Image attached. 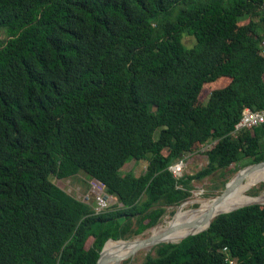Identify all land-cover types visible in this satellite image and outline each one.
<instances>
[{
    "label": "trees",
    "instance_id": "16d2710c",
    "mask_svg": "<svg viewBox=\"0 0 264 264\" xmlns=\"http://www.w3.org/2000/svg\"><path fill=\"white\" fill-rule=\"evenodd\" d=\"M0 34V264H96L193 180L264 160V123L230 134L264 107V0H0ZM210 140L207 165L176 176ZM80 175L118 204L96 213L52 179ZM155 250L140 264H264V205Z\"/></svg>",
    "mask_w": 264,
    "mask_h": 264
},
{
    "label": "rangeland",
    "instance_id": "374dc122",
    "mask_svg": "<svg viewBox=\"0 0 264 264\" xmlns=\"http://www.w3.org/2000/svg\"><path fill=\"white\" fill-rule=\"evenodd\" d=\"M247 21L248 20L244 22H247ZM3 37L4 35L0 34V39ZM184 42L186 45L191 46L195 42V38L193 36H186L184 38ZM205 94H206V91L203 90L201 94V98L204 99ZM151 107L153 108V105ZM184 159H185L184 166L182 167L180 173H178L179 176L184 173L195 174L196 172L201 170L203 167H205L208 163V158L206 154H203V153L199 154L197 151L192 152L191 154H187L184 157ZM241 164L242 165L246 164V160L242 162ZM247 165L240 166V168H238L237 164H231L230 167L226 171H224V173L215 172L209 176L204 177L203 179L193 180L192 181L193 189L191 191V196L186 201L182 202L181 205L179 204L180 206L174 205L171 207H167L165 213L163 214V216L161 217V219L159 220L157 224L158 225L165 224L169 219H172L173 217H175L176 212L178 211L179 208L183 210H190V209L197 208L198 206L201 205V202L197 199L199 197L211 198V197H214L220 194L225 189L227 183ZM146 166H147L146 160L130 161L124 165L122 171L123 172L133 171L136 175H140L141 173L144 172V170L146 169ZM85 178L86 177L83 175H80L79 178L76 177V178H69V179H64V180H58L52 177L54 182H56L60 187L64 188L67 192L75 196L78 195V191L84 192V193L88 191L87 184L84 181ZM263 192H264V181L253 184V186H251V188L249 189L248 194L252 196H258V195H261ZM260 204L264 205V203H260ZM250 205H254V204H250ZM157 224L155 226H157ZM153 227L146 229L145 231H143L142 233L138 235H132L130 238H127L126 240H136V239H142L145 237H149L150 232ZM175 241H178V240H175ZM148 254H152V255L156 254L155 246L152 248V250L148 252L144 250L143 248L139 249L134 254L126 258L125 260H121L119 264H140L145 260Z\"/></svg>",
    "mask_w": 264,
    "mask_h": 264
},
{
    "label": "bare ground",
    "instance_id": "6f19581e",
    "mask_svg": "<svg viewBox=\"0 0 264 264\" xmlns=\"http://www.w3.org/2000/svg\"><path fill=\"white\" fill-rule=\"evenodd\" d=\"M264 181V166L257 168L243 177V179L237 183L233 189L227 194L218 204L214 205V197L211 198H197L201 205L195 209L183 210L181 208L176 212L175 217L169 219L165 224H157L153 227L151 235H158L170 225L179 223H187L186 226L179 228L168 235H165L162 239L167 242H176L175 240L181 239L184 235L190 233H197L204 229L211 219L215 215L223 211H231L241 206H248L254 203H264V192L258 196H252L248 194L249 189L253 184ZM232 181L229 182L231 184ZM136 241L118 240L111 241L105 247V252L109 256H124L135 245ZM152 245H146L143 249L147 252L152 250ZM108 264H119L114 260Z\"/></svg>",
    "mask_w": 264,
    "mask_h": 264
},
{
    "label": "built area",
    "instance_id": "2783aa9c",
    "mask_svg": "<svg viewBox=\"0 0 264 264\" xmlns=\"http://www.w3.org/2000/svg\"><path fill=\"white\" fill-rule=\"evenodd\" d=\"M261 53L264 55V42L261 44ZM264 123V107L260 109H254L251 107H244L242 110V115L239 121L234 125L231 135L237 137L239 133L245 129H252L255 126H259ZM216 141L210 140L204 143L200 149L199 153H205L206 150L210 149ZM184 159L176 162L171 166L172 171L176 176H179L182 167L184 166ZM77 198L90 203L95 209L96 213H101L110 208L111 205L118 204V199L105 191V184L97 178H90L89 188L86 193L79 192ZM122 206L121 203H119Z\"/></svg>",
    "mask_w": 264,
    "mask_h": 264
},
{
    "label": "water",
    "instance_id": "95a60500",
    "mask_svg": "<svg viewBox=\"0 0 264 264\" xmlns=\"http://www.w3.org/2000/svg\"><path fill=\"white\" fill-rule=\"evenodd\" d=\"M264 166V160L262 161H259V162H256V163H252V164H249L247 165L246 167H244L241 171H239L231 180H232V183L229 184V181L225 187V189L218 195L214 196L215 200H214V205L215 204H218L227 194H229V192L233 189V187L239 183L243 177L245 175H247L248 173H250L251 171L257 169V168H260ZM243 171V172H242ZM254 204H260V203H254ZM181 205V204H180ZM179 205V206H180ZM246 206V205H245ZM241 207H244V206H241ZM241 207H238V208H241ZM238 208H235L231 211H234ZM231 211H223V212H220L218 213L217 215L219 214H222V213H227V212H231ZM215 215L213 217V219H211L208 223V226L206 228H204L203 230L197 232V233H190L186 236H184L183 238H181L180 240L176 241V242H167V241H164L162 238L165 236V235H168L169 233L179 229V228H182L184 226L187 225V223H179V224H175V225H170L168 226L167 228H165V230L163 232H161L160 234L158 235H151L149 237H145V238H142V239H136V243L134 245V247L125 255V256H109L107 255V253L105 252V247H106V244L109 240H115V239H108L106 241V243L104 244L101 252H100V255L98 257V260L96 262V264H108L110 261L114 260L116 263H119L121 260H125L126 258H128L129 256H131L132 254H134L137 250L139 249H142L144 248L147 244L148 245H152L153 247L154 246H157L161 243H179L181 240H183L184 238L190 236V235H195V234H198L200 232H203L205 230H207L211 224V222L214 220V218L217 216ZM119 240H124V239H119ZM115 241H118V240H115ZM128 241H132V240H128Z\"/></svg>",
    "mask_w": 264,
    "mask_h": 264
},
{
    "label": "clouds",
    "instance_id": "9594fccd",
    "mask_svg": "<svg viewBox=\"0 0 264 264\" xmlns=\"http://www.w3.org/2000/svg\"><path fill=\"white\" fill-rule=\"evenodd\" d=\"M198 151H199V150H198ZM198 151H197V152H198ZM198 153H199V152H198ZM187 154H191V153H187ZM187 154H186V155H187ZM199 154H202V153H199ZM203 154H206V153H203ZM186 155H185V156H186ZM206 156H207V154H206ZM207 158H208V156H207ZM183 159H184V158H183ZM183 159H182V160H183ZM184 160H185V159H184ZM170 168H171V167H170Z\"/></svg>",
    "mask_w": 264,
    "mask_h": 264
}]
</instances>
